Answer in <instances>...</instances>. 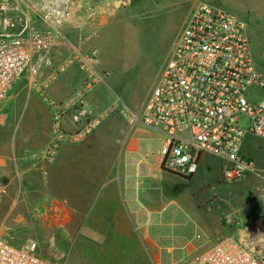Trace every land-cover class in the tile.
<instances>
[{
    "label": "rangeland",
    "instance_id": "374dc122",
    "mask_svg": "<svg viewBox=\"0 0 264 264\" xmlns=\"http://www.w3.org/2000/svg\"><path fill=\"white\" fill-rule=\"evenodd\" d=\"M203 1L216 3L244 21L255 65L264 73V0H53L64 15L65 37L58 59H66L77 48L98 54L97 72L102 80L90 96L102 102L98 113L111 106L117 108L102 124L128 127L131 119L122 109L135 111L145 102L185 18ZM37 3L40 5L39 0L21 1L27 11L32 6L35 9ZM46 10L49 13L50 9ZM66 73L80 79L85 76L76 65L69 66ZM23 81L16 84L0 111V153L10 155L12 160L10 171L4 169V189L0 194L2 236L17 245L36 241L44 255L67 264H157L144 246L133 243L132 231L91 229L85 216L75 221L72 213L59 208L56 175H47L38 167L55 151L57 140L50 114L43 98ZM258 93L254 90L253 97ZM104 138L97 140L102 142ZM246 140L244 153L253 160L259 175L251 173L241 181L226 182L222 177L225 160L204 154L209 167L200 169L192 181L169 172L176 176L174 185L184 193L205 191L207 195L228 198L234 205L252 207L262 215L264 140L252 136ZM103 163L96 153V171H104ZM28 164L35 166L30 172L26 171ZM126 233L133 238L126 237ZM250 235L248 245H262V237L255 232Z\"/></svg>",
    "mask_w": 264,
    "mask_h": 264
},
{
    "label": "built area",
    "instance_id": "2783aa9c",
    "mask_svg": "<svg viewBox=\"0 0 264 264\" xmlns=\"http://www.w3.org/2000/svg\"><path fill=\"white\" fill-rule=\"evenodd\" d=\"M63 20L59 3L40 26L21 0L0 1V111L16 84L27 80L51 110L56 144L87 138L115 109L94 114L88 108L86 97L102 80L96 52L77 48L57 59ZM71 65L84 72L83 83L58 101L50 94L51 84ZM122 111L133 123L164 134L162 168L168 172L190 178L204 154H211L225 160L226 182L259 175L244 144L248 136L264 140V73L255 65L244 21L216 3L200 2L185 18L145 102L135 111ZM65 116L79 128L65 132ZM3 180L0 156V194ZM248 244L224 237L196 255L193 264H264V246ZM0 264L67 263L44 255L36 241L17 245L0 233Z\"/></svg>",
    "mask_w": 264,
    "mask_h": 264
},
{
    "label": "crops",
    "instance_id": "0c3cea01",
    "mask_svg": "<svg viewBox=\"0 0 264 264\" xmlns=\"http://www.w3.org/2000/svg\"><path fill=\"white\" fill-rule=\"evenodd\" d=\"M39 3L35 9L29 7L31 10L28 11L43 26L46 8L51 11L54 2L39 0ZM61 51L62 43L55 48L57 59ZM83 80L64 72L52 82L50 94L63 101ZM13 93L14 90L11 95ZM90 95L91 92L86 97L88 108L96 114L102 102L97 96ZM47 110L52 126L48 105ZM128 121V127H109L101 122L81 142L65 139L55 144L52 158L38 166L45 174L56 175L55 194L61 210L72 213L75 221L85 216L91 229L132 231L135 235L133 243L144 246L157 264H193L196 255L224 237L247 243L250 234L255 232L264 239V213L257 215L252 207H238L228 198L207 195L205 191L182 192L174 185L176 174L170 176L162 168L164 134L139 122ZM79 126L70 116L63 118L65 132L72 133ZM100 136L109 139L100 142L97 140ZM96 153L103 159V172L96 171ZM0 156L4 169L10 171V155L0 153ZM28 156L31 157V153ZM208 161V156H203L198 171L208 168ZM34 167V164H28L26 171L30 172ZM197 172L189 178L191 181L197 177ZM126 237L133 238L129 234ZM261 244L264 246V240Z\"/></svg>",
    "mask_w": 264,
    "mask_h": 264
}]
</instances>
